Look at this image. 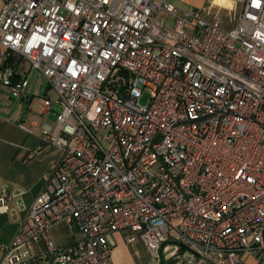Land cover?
Here are the masks:
<instances>
[{"label":"built area","instance_id":"1","mask_svg":"<svg viewBox=\"0 0 264 264\" xmlns=\"http://www.w3.org/2000/svg\"><path fill=\"white\" fill-rule=\"evenodd\" d=\"M233 1L223 29L166 0H2L0 85L26 94L11 56L44 77L60 154L0 264L37 242L53 264H113L114 232L148 264L264 253V0ZM59 223L78 238L56 244Z\"/></svg>","mask_w":264,"mask_h":264},{"label":"crops","instance_id":"2","mask_svg":"<svg viewBox=\"0 0 264 264\" xmlns=\"http://www.w3.org/2000/svg\"><path fill=\"white\" fill-rule=\"evenodd\" d=\"M173 3L181 12H191L205 7L203 16L206 20H217L223 29H231L237 23L240 5L227 0L226 6L216 0H166ZM2 0H0L1 8ZM236 12L234 22L229 18L222 20L218 11ZM12 64L15 77H24L27 81L26 94L23 98H13L8 87L0 85V193L5 191L9 197L0 209V247L8 245L19 230L28 209L45 185L44 177L51 162L59 157L57 147L45 142L43 130H50L55 124L53 104L50 109L44 106V100L49 99V87L43 83H35V89H28V75L21 58ZM30 69V68H29ZM41 94L43 99L35 96ZM55 94V93H54ZM31 153L33 154L31 156ZM31 156V157H30ZM66 232V233H64ZM56 244H69L78 238L76 228H70L59 223L52 229ZM113 245L111 259L113 264H148L144 246L140 242L128 244L123 232H114L110 236ZM35 254L28 264H53L51 258L43 257L45 247L42 242L34 245ZM0 250V258H1ZM159 264H167L163 254ZM241 264H264V253L246 254Z\"/></svg>","mask_w":264,"mask_h":264},{"label":"rangeland","instance_id":"3","mask_svg":"<svg viewBox=\"0 0 264 264\" xmlns=\"http://www.w3.org/2000/svg\"><path fill=\"white\" fill-rule=\"evenodd\" d=\"M218 16L222 19V20H225V19H229L234 22V19L236 17V12H229V14L227 15V12L225 10H220L218 11ZM23 67L24 69L27 71V70H30V73L28 75V82H29V86H28V89L31 88V89H35V86L37 82H40V83H43L44 85H46V81L44 79V77L36 70V69H32L30 68V64L28 62H23ZM30 68V69H29ZM49 96L50 98L54 101L56 99V95L54 94L53 90L51 88H49ZM148 97L149 95L144 92L141 99H140V103L141 104H145L147 103L148 101ZM44 97H42L41 94H37L35 96V99L37 100H40V99H43ZM55 108L57 109L58 111V107L55 105ZM66 233V232H64Z\"/></svg>","mask_w":264,"mask_h":264},{"label":"trees","instance_id":"4","mask_svg":"<svg viewBox=\"0 0 264 264\" xmlns=\"http://www.w3.org/2000/svg\"><path fill=\"white\" fill-rule=\"evenodd\" d=\"M9 59H10V60H9V64H8V65H9L10 67H13L12 64H13L14 62H16L17 59H16L15 56H11Z\"/></svg>","mask_w":264,"mask_h":264},{"label":"bare ground","instance_id":"5","mask_svg":"<svg viewBox=\"0 0 264 264\" xmlns=\"http://www.w3.org/2000/svg\"><path fill=\"white\" fill-rule=\"evenodd\" d=\"M216 2L223 3L226 6L230 5V3L227 0H216Z\"/></svg>","mask_w":264,"mask_h":264}]
</instances>
